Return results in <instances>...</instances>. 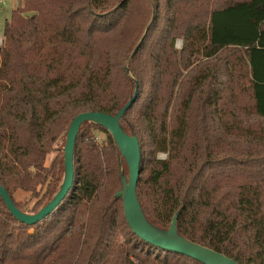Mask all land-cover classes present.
<instances>
[{
    "label": "trees",
    "instance_id": "16d2710c",
    "mask_svg": "<svg viewBox=\"0 0 264 264\" xmlns=\"http://www.w3.org/2000/svg\"><path fill=\"white\" fill-rule=\"evenodd\" d=\"M135 94L120 124L140 143L149 223L177 215L187 240L264 264V0H23L0 47V185L16 207L36 214L57 194L64 164L46 160L78 115H116ZM123 162L83 124L53 214L28 226L0 197V264H201L132 231Z\"/></svg>",
    "mask_w": 264,
    "mask_h": 264
},
{
    "label": "water",
    "instance_id": "95a60500",
    "mask_svg": "<svg viewBox=\"0 0 264 264\" xmlns=\"http://www.w3.org/2000/svg\"><path fill=\"white\" fill-rule=\"evenodd\" d=\"M135 49L133 56L137 53ZM136 95L116 115L99 112L83 113L71 123L64 147V178L63 183L53 199L36 214H26L14 204L8 192L0 185V197L5 202L9 212L19 222L35 226L53 214L66 198L74 185L75 147L81 127L86 122L104 127L112 136L119 148L122 159L126 162L128 176L123 173V187L117 197L122 198L124 215L132 231L143 241L182 256L191 258L201 264H240L224 254L187 240L179 235L177 230V215L168 230H161L149 223L137 195V185L140 177L141 148L136 136L128 135L121 127V119L135 101Z\"/></svg>",
    "mask_w": 264,
    "mask_h": 264
},
{
    "label": "rangeland",
    "instance_id": "374dc122",
    "mask_svg": "<svg viewBox=\"0 0 264 264\" xmlns=\"http://www.w3.org/2000/svg\"><path fill=\"white\" fill-rule=\"evenodd\" d=\"M17 1L19 0H0V47L3 45V35H4L6 22L11 19V15L14 10H17L23 7V0L19 1V4L17 3ZM176 47L178 49H182L183 41L178 40ZM66 136H67V133L65 134V137L61 138V141L56 144L55 151L47 157V160H46L47 167H51L54 160L57 157L64 164V147L66 143ZM103 138H104V134L97 133L96 139L99 143H102ZM165 156L167 159V154L162 153L158 156V158L161 160H166ZM122 171L126 176H128V168H127L126 162H123L122 164ZM14 198L17 202H20L25 207H27V209H32L34 205L37 203V201L32 198V195L30 193L23 192V191L15 192Z\"/></svg>",
    "mask_w": 264,
    "mask_h": 264
},
{
    "label": "crops",
    "instance_id": "0c3cea01",
    "mask_svg": "<svg viewBox=\"0 0 264 264\" xmlns=\"http://www.w3.org/2000/svg\"><path fill=\"white\" fill-rule=\"evenodd\" d=\"M19 1H22V0H19ZM19 1H17L18 4H19Z\"/></svg>",
    "mask_w": 264,
    "mask_h": 264
},
{
    "label": "built area",
    "instance_id": "2783aa9c",
    "mask_svg": "<svg viewBox=\"0 0 264 264\" xmlns=\"http://www.w3.org/2000/svg\"><path fill=\"white\" fill-rule=\"evenodd\" d=\"M165 159H166V156H165Z\"/></svg>",
    "mask_w": 264,
    "mask_h": 264
}]
</instances>
